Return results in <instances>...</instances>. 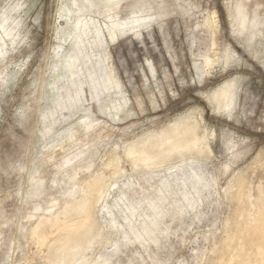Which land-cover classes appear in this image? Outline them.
Returning <instances> with one entry per match:
<instances>
[{"label": "rangeland", "instance_id": "1", "mask_svg": "<svg viewBox=\"0 0 264 264\" xmlns=\"http://www.w3.org/2000/svg\"><path fill=\"white\" fill-rule=\"evenodd\" d=\"M71 1L0 0V14L12 18L0 49V264H47L29 232L46 210L68 200L71 186L62 180L78 171L84 181L98 174L109 185L95 213L101 237L76 257L78 264L228 259L224 240L235 238L233 253L247 221L236 217L238 203L226 189L236 191V181L244 180L247 212L264 192V0H122L123 22L138 9L152 19L140 26L141 35L108 40L115 85L102 92L87 81L82 104L60 111L65 87L75 93L55 53L71 31L58 15ZM239 10L244 15L236 18ZM63 49L64 55L76 50L69 43ZM227 85L235 103L223 112L214 94ZM118 104L124 107L116 112ZM85 118L94 127L84 132ZM184 124L194 125L209 153L155 169L126 158L132 144ZM113 158L122 171L114 178L106 167ZM159 196L161 218L137 239L132 229L141 232L142 223L129 225L130 215L145 216L146 202Z\"/></svg>", "mask_w": 264, "mask_h": 264}, {"label": "bare ground", "instance_id": "2", "mask_svg": "<svg viewBox=\"0 0 264 264\" xmlns=\"http://www.w3.org/2000/svg\"><path fill=\"white\" fill-rule=\"evenodd\" d=\"M122 3V0H72L70 8L63 6L60 9L58 14L60 20L71 31L64 33L60 40L61 44L56 48L55 53H57L56 56L61 54L60 59L62 60L60 62L58 60V62L61 64V70H64L63 73L61 72L64 74L63 77L70 80L69 85L74 83L75 87V93L71 92L68 85L65 87V97L63 96V99L58 103L60 111L73 107L75 104H82V93L88 84L87 81H89L92 88L99 87L102 92L115 85L108 67V40L112 42L116 40L117 33L141 35L140 26L152 19V15H143L145 9H138L132 13L133 17L131 19L123 22L119 19ZM93 13L98 14L102 21H96L92 17ZM243 15V11L239 10L236 18L237 16L243 17ZM143 17H148V19ZM11 19L7 13L0 16V30L3 34H0V49L5 44L4 38L10 37L7 31L10 28ZM237 22L239 26H245L243 20ZM60 31L62 32L63 28ZM253 36L254 34L251 35L252 38ZM68 43L76 50L71 55H64V49L66 48L63 49V47ZM204 56H208L207 53ZM226 58H229V55H226ZM214 60L215 55L214 59L206 57L204 60L205 66H210ZM87 76L88 78H86ZM234 100V88L230 85L222 87L214 94V103L223 112L232 109L235 103ZM123 101L126 100L123 99ZM123 107L124 105L118 104L114 106V110L118 112ZM89 121L85 118L81 122V128L84 132L94 127L93 123ZM185 125H181V127L173 125L160 134L151 135L132 144L125 151L126 158L136 168L155 169L181 156L189 155L194 158L205 156L210 152V149L203 144V139L197 135L194 125ZM75 132L74 130L71 131V138L75 139ZM106 167L111 171L110 177L114 178L122 173L118 158H113L106 164ZM67 176L62 181L65 185L69 184L71 186L70 191L63 198L68 200L62 203L61 207H58L59 204L55 203L46 210V215L44 213L29 232V240L40 250L44 249L47 264H78L75 260L76 257L89 250L93 242L101 237L95 213L101 206L100 203L107 200L109 185L105 176L93 174L85 181L80 177L79 171L74 174L68 173ZM37 184L39 188L43 185L40 179ZM235 187L236 191L232 190V185L226 189V195L230 200L237 201L239 209L236 211V217L246 220L247 223L243 229L242 242L236 245L237 248L233 253L230 252V249L235 244V238L226 237L224 243L227 250L229 249V258H220L219 264H224L226 260L229 264H264V192L261 191L258 195L259 198L254 201L252 211L247 212L244 208L247 202H245L244 195V180H237ZM180 191H183V188ZM184 198H186L185 194ZM159 200H162L160 196L149 202L147 201L148 203L146 202L148 215L139 216L138 218L133 214L130 215L129 225L142 223L141 232L138 233L136 229H132L135 230L137 239L149 236L152 233L150 225L161 218L162 211L159 210V206H155V203ZM36 210L39 211L40 208ZM146 219L148 220L146 221ZM107 224L111 225V222Z\"/></svg>", "mask_w": 264, "mask_h": 264}, {"label": "snow or ice", "instance_id": "3", "mask_svg": "<svg viewBox=\"0 0 264 264\" xmlns=\"http://www.w3.org/2000/svg\"><path fill=\"white\" fill-rule=\"evenodd\" d=\"M211 95V94H210Z\"/></svg>", "mask_w": 264, "mask_h": 264}]
</instances>
